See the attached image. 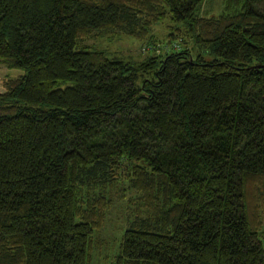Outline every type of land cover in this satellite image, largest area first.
<instances>
[{
  "label": "trees",
  "instance_id": "trees-1",
  "mask_svg": "<svg viewBox=\"0 0 264 264\" xmlns=\"http://www.w3.org/2000/svg\"><path fill=\"white\" fill-rule=\"evenodd\" d=\"M201 2L0 0V264H92L123 182L110 264H264V0ZM166 16L194 54L80 45Z\"/></svg>",
  "mask_w": 264,
  "mask_h": 264
},
{
  "label": "rangeland",
  "instance_id": "rangeland-1",
  "mask_svg": "<svg viewBox=\"0 0 264 264\" xmlns=\"http://www.w3.org/2000/svg\"><path fill=\"white\" fill-rule=\"evenodd\" d=\"M224 0H202L198 13L202 16H212L220 13L223 7ZM174 26H178L175 29ZM173 32L174 39L170 38L169 34ZM142 39L133 38L127 34L116 31H92L89 35L80 39V45L89 46L97 50L103 51L108 57L132 58L139 60L150 52H161L170 47L176 49L180 45H185L190 48L194 54L196 49L192 47V38L190 34L184 31V28L175 22H172L168 16L153 24L150 34ZM184 38L185 44L179 42ZM154 40V45L151 44ZM151 41L150 43H148ZM175 47H173V43ZM157 48L159 50H157ZM24 73V70L16 67H6L0 63V92L5 90L4 80L17 78ZM115 190L110 191L112 203L109 207L106 221L101 229L96 230L95 238L98 239L100 248L98 252H93L92 264H110L113 260V255L117 250L118 236L121 228L126 224V218L132 214L135 205L136 191L130 189L126 183H121ZM264 214V211H263ZM264 224V218H263ZM264 248V236L261 237Z\"/></svg>",
  "mask_w": 264,
  "mask_h": 264
}]
</instances>
